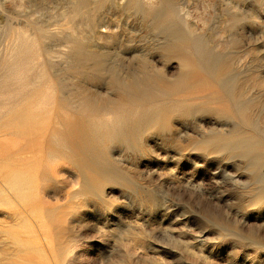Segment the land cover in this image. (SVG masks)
<instances>
[{"label": "rangeland", "instance_id": "1", "mask_svg": "<svg viewBox=\"0 0 264 264\" xmlns=\"http://www.w3.org/2000/svg\"><path fill=\"white\" fill-rule=\"evenodd\" d=\"M140 1L0 0V264H264V0H165L239 101Z\"/></svg>", "mask_w": 264, "mask_h": 264}, {"label": "bare ground", "instance_id": "2", "mask_svg": "<svg viewBox=\"0 0 264 264\" xmlns=\"http://www.w3.org/2000/svg\"><path fill=\"white\" fill-rule=\"evenodd\" d=\"M143 3L150 4L151 0H141ZM140 1V2H141ZM162 4L166 3V13L169 19L162 20V11H154L149 12L148 16L154 21L153 18H156V28L158 29L159 33L164 36L166 40L165 46L163 48L164 51L170 50H190L191 56L193 60L196 62V66L206 72L210 76L212 80H214L218 86L223 89L224 92L228 94H232L234 98L239 101L243 97V92L246 90H242L241 88H236V84L238 83V77L236 74L232 73V71L227 68H223L225 65L224 61L227 60L225 54L216 51L215 49L211 48L208 43L200 36H191V34L185 32V30L179 27V21L175 18L180 16L179 9L174 7L173 3L167 2L165 0H161ZM115 3V1H114ZM138 4H140L138 2ZM137 4V6H138ZM118 5V4H116ZM179 23V24H178ZM183 58H188V56H184ZM187 60V59H186ZM183 66V64H182ZM136 78L135 76H130L125 81H120L118 78H113L111 81V85L121 87V88H129V93H133V95H138V92H143L144 89L148 88V84L150 83V78L146 77L143 79ZM179 83V82H178ZM177 83V85H179ZM247 98V99H246ZM242 99L245 101L244 103H251L254 101L253 97H246ZM243 109L241 103L237 105V110L239 115H243L244 113L240 110ZM145 118L153 117V112L148 111L144 112ZM229 151L234 154V156L241 157L243 159H247L250 161L252 167L257 166V161L260 158L257 156V152L245 146L244 144L240 143L239 141L231 142L229 141ZM257 179L259 182L263 184L262 189L264 190V178L256 173ZM17 180L13 179V187L16 190H19L20 186H16ZM264 193V192H263Z\"/></svg>", "mask_w": 264, "mask_h": 264}]
</instances>
